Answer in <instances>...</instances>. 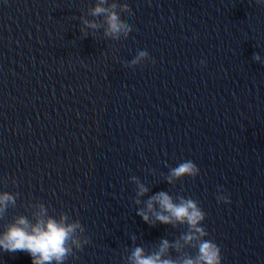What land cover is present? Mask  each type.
I'll return each instance as SVG.
<instances>
[{
  "label": "clouds",
  "instance_id": "1",
  "mask_svg": "<svg viewBox=\"0 0 264 264\" xmlns=\"http://www.w3.org/2000/svg\"><path fill=\"white\" fill-rule=\"evenodd\" d=\"M257 4L264 5V0H255ZM134 15L127 0H95L94 6L87 8L86 14L79 17V29L83 37L95 36L96 32L103 30V37L113 41L127 40L134 31L126 18ZM91 17V19L87 18ZM253 59L261 62L259 54ZM155 63L147 50H138L131 61H125V67L135 69L145 62ZM202 66L205 61L200 62ZM200 169L191 160H185L175 167H170L164 181L168 185H175L184 177L195 178ZM131 182L135 185L133 203L137 206L136 215L155 227L163 224L177 228L183 226L185 231L170 241L162 238L153 244L150 249L136 246L137 236L131 235L133 247L126 249L125 264H222L221 248L214 240L208 239L209 233L203 226L206 213L198 200L182 195H170L168 191H159L148 195L150 188L141 180L132 176ZM9 178L0 179V183L7 184ZM12 184L16 181L12 179ZM217 201L230 204L228 196L219 194ZM145 196L148 198L142 199ZM18 192L10 193L0 191V220H4L10 208H16ZM142 205V206H141ZM30 211V217L17 214L8 222L3 231H0V250L15 253L26 252L30 255L32 264H66L69 258L79 259L77 253L83 252L86 245L91 244L86 229L78 215L74 218L69 211L61 210L58 214L54 209L40 200H29L23 205ZM195 250V254L188 251ZM175 253V255H173Z\"/></svg>",
  "mask_w": 264,
  "mask_h": 264
}]
</instances>
